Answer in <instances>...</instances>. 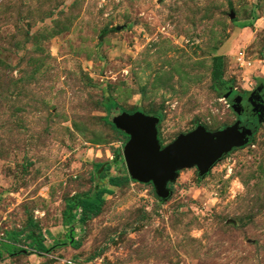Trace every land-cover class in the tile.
Here are the masks:
<instances>
[{
  "label": "rangeland",
  "instance_id": "374dc122",
  "mask_svg": "<svg viewBox=\"0 0 264 264\" xmlns=\"http://www.w3.org/2000/svg\"><path fill=\"white\" fill-rule=\"evenodd\" d=\"M258 81L264 0H0V264H264V123L206 175L179 170L166 200L124 161L117 187V169L94 171L128 140L107 122L118 111L159 113L165 146L233 124L230 93ZM97 183L99 214L63 227L65 199ZM28 231L57 246L29 254Z\"/></svg>",
  "mask_w": 264,
  "mask_h": 264
},
{
  "label": "water",
  "instance_id": "95a60500",
  "mask_svg": "<svg viewBox=\"0 0 264 264\" xmlns=\"http://www.w3.org/2000/svg\"><path fill=\"white\" fill-rule=\"evenodd\" d=\"M237 98L234 96L230 105L235 113H238ZM109 120L128 137L122 148L128 176L139 183H151L160 200L169 198L167 185L176 179L179 170L196 167L198 175L204 176L223 156L246 146L252 136V130L239 122L215 131L198 124L161 146L157 130L159 116L118 111Z\"/></svg>",
  "mask_w": 264,
  "mask_h": 264
},
{
  "label": "trees",
  "instance_id": "16d2710c",
  "mask_svg": "<svg viewBox=\"0 0 264 264\" xmlns=\"http://www.w3.org/2000/svg\"><path fill=\"white\" fill-rule=\"evenodd\" d=\"M222 58V56H215L213 57L212 62V79L218 91H222L224 89L225 84L224 80L221 77L223 67ZM103 107L105 111L110 114L113 109L117 108V105L115 101H113L112 99H108L104 102ZM136 111L140 110L137 109ZM152 115L159 116L161 121V116L159 115V113ZM107 122L112 127H114L113 124L110 122L109 118H107ZM117 131L122 133L126 138H128L123 132L119 130ZM255 132L256 130L252 131V136L249 140V143L252 141V137ZM122 162V154H120V152H117L111 161L105 163H96L94 166L95 178L99 181H102L106 176H108L110 169H117L118 176H109L107 181V184L111 187H117L120 184L121 180V177L119 175V166L122 164ZM109 194H111V190L105 189L104 187H101L99 183H97L95 184V190L92 193H77L71 195L70 197H67L64 201V210L62 213V226L67 227L74 223H78L81 226L96 215H98L105 201L104 196ZM24 239L26 246L29 250V254H35L37 256H43L44 254L49 253L55 246H57L55 244L50 247H46L44 243V237L40 232L35 233L34 231H28V233L24 236ZM68 239L70 240V246L74 249L80 246L78 241L72 240V237L69 236ZM16 242L17 241L15 237L13 239V243L5 244L6 247H4L3 250H5V252H7L9 255L24 252L23 249H21L15 244ZM1 259L2 253L0 249V261Z\"/></svg>",
  "mask_w": 264,
  "mask_h": 264
},
{
  "label": "flooded vegetation",
  "instance_id": "af4514ba",
  "mask_svg": "<svg viewBox=\"0 0 264 264\" xmlns=\"http://www.w3.org/2000/svg\"><path fill=\"white\" fill-rule=\"evenodd\" d=\"M234 96H238V113H235L230 106L235 114L234 122H239L240 126H245L252 131L256 130L258 123H264V82H256L253 89L244 93H230L229 105Z\"/></svg>",
  "mask_w": 264,
  "mask_h": 264
}]
</instances>
